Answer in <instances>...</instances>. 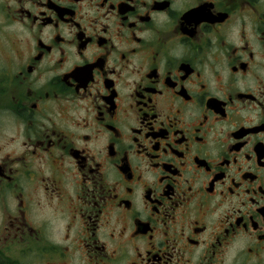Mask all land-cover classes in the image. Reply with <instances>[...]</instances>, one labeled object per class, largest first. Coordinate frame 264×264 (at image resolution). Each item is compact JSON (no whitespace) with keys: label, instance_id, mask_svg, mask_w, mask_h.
<instances>
[{"label":"flooded vegetation","instance_id":"obj_1","mask_svg":"<svg viewBox=\"0 0 264 264\" xmlns=\"http://www.w3.org/2000/svg\"><path fill=\"white\" fill-rule=\"evenodd\" d=\"M0 264H264V0H0Z\"/></svg>","mask_w":264,"mask_h":264}]
</instances>
